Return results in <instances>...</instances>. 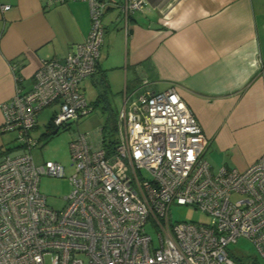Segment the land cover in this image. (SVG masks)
Segmentation results:
<instances>
[{
  "label": "built area",
  "instance_id": "2783aa9c",
  "mask_svg": "<svg viewBox=\"0 0 264 264\" xmlns=\"http://www.w3.org/2000/svg\"><path fill=\"white\" fill-rule=\"evenodd\" d=\"M86 1V38L63 59L43 60L32 88L1 104V130L15 134L21 151L0 153V264H236L227 247L239 237L264 260V154L242 170L212 169L204 157L208 138L175 87L126 99L108 133L74 132L66 204L57 210L46 203L40 176L64 172L58 162L34 161L37 116L53 107L51 133L91 112L80 84L96 71L104 12L119 7L126 23L143 4ZM173 204L210 221L174 220Z\"/></svg>",
  "mask_w": 264,
  "mask_h": 264
},
{
  "label": "crops",
  "instance_id": "0c3cea01",
  "mask_svg": "<svg viewBox=\"0 0 264 264\" xmlns=\"http://www.w3.org/2000/svg\"><path fill=\"white\" fill-rule=\"evenodd\" d=\"M142 1L126 23L119 7L104 12L96 71L81 81L83 94L86 82L97 91L92 110L107 95L119 98L118 113L126 99L175 87L208 138L212 169H245L264 154V0ZM0 3L10 6L0 8V153H11L18 146L1 130V104L32 88L43 60L86 38L90 6Z\"/></svg>",
  "mask_w": 264,
  "mask_h": 264
},
{
  "label": "rangeland",
  "instance_id": "374dc122",
  "mask_svg": "<svg viewBox=\"0 0 264 264\" xmlns=\"http://www.w3.org/2000/svg\"><path fill=\"white\" fill-rule=\"evenodd\" d=\"M83 82L81 83V87ZM103 94V89H101ZM84 94L88 101H95L96 89L86 82ZM106 100V102H105ZM119 98L113 95H107V98H99V101L95 104L94 109L82 116L77 122H73L67 129L61 128L57 133H48L46 130L47 123L50 121L52 115V106H48L42 109L37 116V128L34 130V136L40 138L39 142L41 147L33 149L34 161L37 164L44 162L45 160H52L58 162L63 167V176H52L43 174L39 179V190L45 195L46 203L57 210H61L66 204L65 196L69 193L71 185L69 182V176L74 171V165L70 158L69 141L74 135V132L89 131L92 132L102 126H106V133L111 131L113 124L117 120V110L119 108ZM9 138H13L12 146H18V142L15 140V134L8 133ZM20 149L12 150L11 154L20 152ZM209 163L217 168L214 163L215 159L206 155ZM171 217L178 221H195L201 223H207L210 221L209 216L205 213L196 210L187 205L173 204L171 206ZM147 231L154 236V231L148 225ZM228 250L231 257L236 264H264V260L258 255L256 248L252 243L244 238L239 237L235 243L228 245Z\"/></svg>",
  "mask_w": 264,
  "mask_h": 264
},
{
  "label": "water",
  "instance_id": "95a60500",
  "mask_svg": "<svg viewBox=\"0 0 264 264\" xmlns=\"http://www.w3.org/2000/svg\"><path fill=\"white\" fill-rule=\"evenodd\" d=\"M51 133H52V134L57 133V129H54Z\"/></svg>",
  "mask_w": 264,
  "mask_h": 264
}]
</instances>
